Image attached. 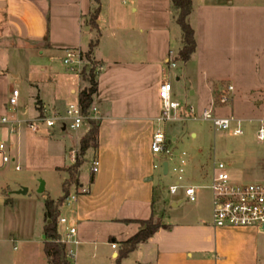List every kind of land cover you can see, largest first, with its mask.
<instances>
[{"label": "crops", "instance_id": "1", "mask_svg": "<svg viewBox=\"0 0 264 264\" xmlns=\"http://www.w3.org/2000/svg\"><path fill=\"white\" fill-rule=\"evenodd\" d=\"M192 1L189 21L195 31L196 50L186 64L193 62L197 67L209 92L210 107L225 87L221 84L223 71L218 66L219 59H223L229 64L224 70L232 79L228 84L235 87L232 103L239 100L264 111V0ZM97 8L94 26L92 17ZM176 18L172 0H0V41L20 47L26 43L32 51L60 61L66 49L78 48L103 65L96 76L98 91L94 100L100 110L99 144L85 152L77 174L79 184L69 188L74 199L61 206V216L67 218V223L58 225L61 239L67 241V251L73 253L69 257L73 264L87 249L92 246L96 249L98 245H111L110 258L116 260L120 243L142 227L140 223L124 220H146L152 216L167 227L139 244L122 264H264V230L215 227L212 195L201 197L199 185L185 184L197 188L196 202H187L181 193L172 203L171 218L158 213L157 188L146 163L156 156L151 149L152 136L163 127L159 120L160 86L165 80L171 82L169 62L177 60L183 46ZM97 39L90 51L91 43ZM173 75L180 79L177 73ZM61 77L66 94L78 101L87 81L67 70ZM27 81L38 91L32 117L38 113L37 104L63 111L72 103L64 99L66 94L59 87L58 74L54 75L58 83L53 98L41 89L38 80L29 77ZM191 94L195 95V91ZM20 112L27 115L29 107L22 105ZM261 121L264 116L258 118L259 126ZM87 132L85 128L77 135L71 151H75V156ZM12 133L10 126L9 134ZM74 155L71 154L69 165L57 169L73 165ZM185 156L180 154L176 163L180 159L186 163ZM88 159L99 160L97 173L91 167L88 174L83 173ZM64 172L67 180L69 173ZM169 173L164 174L163 170L164 175ZM10 200L0 195V202ZM70 228L76 230L68 236ZM20 244L23 251L18 252L17 259L21 264H49L44 239L39 246ZM21 246L14 243L13 250L19 251ZM9 253L7 246L0 245V263L7 262Z\"/></svg>", "mask_w": 264, "mask_h": 264}, {"label": "rangeland", "instance_id": "2", "mask_svg": "<svg viewBox=\"0 0 264 264\" xmlns=\"http://www.w3.org/2000/svg\"><path fill=\"white\" fill-rule=\"evenodd\" d=\"M10 44L12 43L0 41V119L6 116L13 121L27 120L35 114L34 102L38 93L27 78L38 80L41 89L53 98V91L58 83L54 81L55 74L60 77L59 87L66 94L67 87L61 77L66 68L56 57L38 54L29 49L26 43L24 47ZM206 63L209 67L210 59H207ZM176 64L175 68L170 69L176 98L182 104L193 106L198 117L165 122L162 127L167 138L171 140L170 146L176 157L186 153V163L181 164L184 169L182 183L201 186V197L210 198L211 191L207 186L211 181L213 164L219 161L228 165L231 179L236 183L264 182V141L257 138L258 118L264 116V111H260L258 106L253 109L249 103L239 100L210 107L208 89L199 77L195 64H186L180 59L176 60ZM218 64L223 71L221 84L226 87L232 81L224 72L229 68V64L223 59H219ZM174 72L180 75L179 80L174 78ZM14 88L19 90L20 96L18 104L10 106L8 102ZM191 91H195V95H192ZM64 99L77 102L76 97L69 93ZM22 105L29 107L25 116L20 112ZM212 107L216 117L241 118L243 134L233 133L236 124L230 129H220L216 128L212 121L200 118L204 109ZM15 124V132L9 134L10 124L0 122V141L5 142L11 158V161L0 169V195L3 198H11L10 201L0 202V245L7 246L10 252L7 262L0 264H21L17 259L18 252L23 251L20 243H37L38 246L43 243L45 200L48 197L57 199L64 194L63 183L67 173L64 169H57V166L71 163L75 139L86 128L78 131L55 129L49 131V134L48 130L33 132L23 121ZM192 133L196 135L192 136ZM174 137L177 141L173 140ZM163 158L162 155H156L146 164L152 170L157 188L158 213L169 219L174 213L172 203L180 198L182 191L179 190L177 194L170 193V186L176 183L178 174L172 169L168 175L163 174L160 168ZM86 163L84 174L89 173L91 160L88 159ZM154 164L159 167L155 169ZM177 164L180 166V162ZM17 165L21 167L19 170L16 169ZM43 182L46 190L41 192ZM23 188L29 192L25 195L16 193ZM14 243L18 247L21 246L17 252L13 250ZM110 254L111 245H98L96 249L92 246L80 255L77 264H117L116 260L110 258ZM72 262L74 263V260Z\"/></svg>", "mask_w": 264, "mask_h": 264}, {"label": "built area", "instance_id": "3", "mask_svg": "<svg viewBox=\"0 0 264 264\" xmlns=\"http://www.w3.org/2000/svg\"><path fill=\"white\" fill-rule=\"evenodd\" d=\"M63 66L67 71L76 73L83 77L91 70L97 75L102 69L103 65L94 61L87 53L78 48L66 49L61 59ZM170 67L177 66L176 61L169 62ZM235 87L228 84L219 91L218 96L213 100V106L217 104L223 105L233 101V93ZM20 92L18 89H12L8 105L16 106L18 104ZM159 96L161 99V116L159 120L163 123L178 120H187L188 118H198L193 106L189 104H182L174 95L173 84L169 80L161 83ZM38 113L23 122L33 132L41 130L52 131L59 129L61 131H78L84 127L91 128V122H99L100 110L98 106L93 103L88 110H85L78 100L77 102L69 103L63 111L57 109L48 110L37 104ZM204 120L213 122L216 128L230 129L233 124L236 127L233 133L242 135L243 129L241 127V120L231 117H216L213 114V107L204 109L200 115ZM1 123L10 124L11 131L15 132L16 124L22 121H13L6 116L0 119ZM258 139L264 141V121L260 122L258 128ZM171 140L166 136V132L162 128H158L152 136L151 149L154 155H162L164 158L160 163V168L164 170L163 163L168 162V171L171 169L178 174L175 184L170 186V193L177 194L179 190L185 196L187 202L193 203L198 199L197 188L195 186L185 185L182 183L184 171L181 164H185L184 159H180V166L176 163L177 157L174 150L170 146ZM75 153L73 152L72 155ZM186 155L185 152L182 153ZM75 156V155H74ZM76 158V156L74 157ZM11 161L7 151L5 142L0 141V167L5 166ZM171 162L173 167L171 168ZM99 160L94 159L91 162V171L97 173L99 170ZM159 165L154 164V168ZM21 167L16 166L19 170ZM211 191L213 214L212 223L217 228L222 227H254L264 230V182L255 183H236L232 181L231 176L227 170V165L223 161L215 162L213 173L211 175L210 184L207 186ZM74 196H68L65 202L70 203ZM59 223L66 224L67 218L61 216ZM75 228H70L68 236L75 233ZM65 244L67 241L62 240ZM77 243V242H76ZM113 248H117L116 243H112ZM69 257L73 256L72 251H67Z\"/></svg>", "mask_w": 264, "mask_h": 264}, {"label": "trees", "instance_id": "4", "mask_svg": "<svg viewBox=\"0 0 264 264\" xmlns=\"http://www.w3.org/2000/svg\"><path fill=\"white\" fill-rule=\"evenodd\" d=\"M99 2V0H96ZM174 10L177 12L176 21L182 30L183 46L179 51L177 60L180 59L187 62L196 50L195 31L190 24L189 16L192 12V0H172ZM99 8L96 9L92 24L96 25ZM98 43V39L90 45V51ZM96 74L91 70L88 74L83 75V79L87 81V85L79 93V101L85 110H88L94 103L95 95L98 91V82ZM99 144V122L92 121L91 128L81 138L78 153L76 154L75 162L66 170L69 173V178L63 183L64 194L59 199L55 200L48 197L44 205V251L48 258L49 264H73L67 254V246L62 241L58 231L59 218L61 217V206L66 198L70 195L69 188L71 185L79 184L77 174L82 166L84 154L89 148H97ZM124 222H137L142 225L140 230L125 241H122L118 255L116 257L117 264H121L122 260L133 252L137 246L146 242L160 228H166L167 225L162 224L160 219H155L153 216L149 219H126Z\"/></svg>", "mask_w": 264, "mask_h": 264}, {"label": "water", "instance_id": "5", "mask_svg": "<svg viewBox=\"0 0 264 264\" xmlns=\"http://www.w3.org/2000/svg\"><path fill=\"white\" fill-rule=\"evenodd\" d=\"M163 166H164V174H167V173H168V162H167V161L164 162V163H163ZM40 191H41V192L44 191V182L42 183V186H41V188H40ZM16 193H19V194H26V193H27V189H26V188H23V189H21V190H19V191H16ZM45 238H46V236L43 235V239H45Z\"/></svg>", "mask_w": 264, "mask_h": 264}]
</instances>
